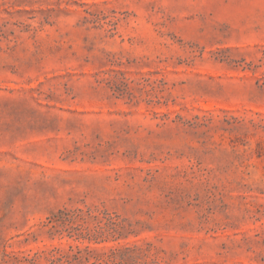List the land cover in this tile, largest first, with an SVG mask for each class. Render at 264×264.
Instances as JSON below:
<instances>
[{
    "label": "rangeland",
    "instance_id": "374dc122",
    "mask_svg": "<svg viewBox=\"0 0 264 264\" xmlns=\"http://www.w3.org/2000/svg\"><path fill=\"white\" fill-rule=\"evenodd\" d=\"M0 264H264V0H0Z\"/></svg>",
    "mask_w": 264,
    "mask_h": 264
}]
</instances>
